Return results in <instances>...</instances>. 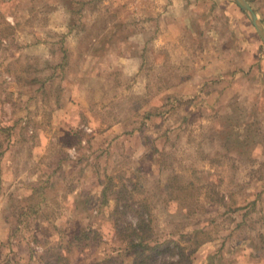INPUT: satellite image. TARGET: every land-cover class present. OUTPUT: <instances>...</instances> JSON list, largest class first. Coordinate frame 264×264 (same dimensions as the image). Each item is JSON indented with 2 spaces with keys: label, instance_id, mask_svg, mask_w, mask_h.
Wrapping results in <instances>:
<instances>
[{
  "label": "rangeland",
  "instance_id": "rangeland-1",
  "mask_svg": "<svg viewBox=\"0 0 264 264\" xmlns=\"http://www.w3.org/2000/svg\"><path fill=\"white\" fill-rule=\"evenodd\" d=\"M134 230L153 264H264L255 26L233 0H0V264H131Z\"/></svg>",
  "mask_w": 264,
  "mask_h": 264
},
{
  "label": "trees",
  "instance_id": "trees-1",
  "mask_svg": "<svg viewBox=\"0 0 264 264\" xmlns=\"http://www.w3.org/2000/svg\"><path fill=\"white\" fill-rule=\"evenodd\" d=\"M133 235L128 239L127 249L129 253H133L135 258L131 261V264H153L154 260L152 257L151 250L156 249L158 253H162L163 249L167 247V243L157 242L151 245L147 242L142 241V238L137 242L138 236H140V231H133ZM263 235V234H262ZM264 236V235H263Z\"/></svg>",
  "mask_w": 264,
  "mask_h": 264
},
{
  "label": "water",
  "instance_id": "water-1",
  "mask_svg": "<svg viewBox=\"0 0 264 264\" xmlns=\"http://www.w3.org/2000/svg\"><path fill=\"white\" fill-rule=\"evenodd\" d=\"M236 4L240 6L242 10H244L247 16L250 18L251 22L255 26L259 36L264 42V24L257 12L253 8L252 4L248 0H233Z\"/></svg>",
  "mask_w": 264,
  "mask_h": 264
}]
</instances>
